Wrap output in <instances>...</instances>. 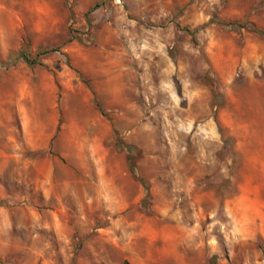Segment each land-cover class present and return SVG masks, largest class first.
I'll list each match as a JSON object with an SVG mask.
<instances>
[{"label":"rangeland","instance_id":"374dc122","mask_svg":"<svg viewBox=\"0 0 264 264\" xmlns=\"http://www.w3.org/2000/svg\"><path fill=\"white\" fill-rule=\"evenodd\" d=\"M255 28L264 0H0V264H264Z\"/></svg>","mask_w":264,"mask_h":264},{"label":"trees","instance_id":"16d2710c","mask_svg":"<svg viewBox=\"0 0 264 264\" xmlns=\"http://www.w3.org/2000/svg\"><path fill=\"white\" fill-rule=\"evenodd\" d=\"M255 30L261 34L264 37V31L260 30V29H256ZM59 47H52L51 49L48 48H44V49H38L36 51V53L34 55L31 54V52L28 49H19L17 52V57L22 58L29 66L33 67L36 65H43L42 61H41V57L46 55L47 53H49L50 51H59L58 49ZM57 68H59V66L56 65ZM118 148H126L128 151L129 149H131V145H123L121 143V141L118 142L117 144ZM128 160L130 158V156H127ZM130 162V160H129ZM132 163H130V168H132ZM133 169V168H132ZM132 173L134 174L135 177H137L134 173V171L132 170ZM124 264H130L127 260L124 261Z\"/></svg>","mask_w":264,"mask_h":264},{"label":"crops","instance_id":"0c3cea01","mask_svg":"<svg viewBox=\"0 0 264 264\" xmlns=\"http://www.w3.org/2000/svg\"><path fill=\"white\" fill-rule=\"evenodd\" d=\"M22 129L26 136H40L52 133L51 126H44L39 120L30 117L22 118Z\"/></svg>","mask_w":264,"mask_h":264}]
</instances>
